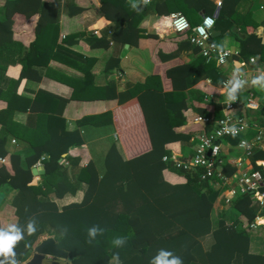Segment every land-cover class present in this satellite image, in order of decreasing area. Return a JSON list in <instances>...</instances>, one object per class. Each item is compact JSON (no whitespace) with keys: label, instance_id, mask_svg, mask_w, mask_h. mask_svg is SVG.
Wrapping results in <instances>:
<instances>
[{"label":"trees","instance_id":"trees-1","mask_svg":"<svg viewBox=\"0 0 264 264\" xmlns=\"http://www.w3.org/2000/svg\"><path fill=\"white\" fill-rule=\"evenodd\" d=\"M127 1L99 0L98 13L108 21H123L124 25L112 31L109 39L92 37L91 44L106 47L110 39L135 44L139 37L145 36L137 27L142 12L133 8L127 10ZM183 3L188 5L187 2ZM193 3H198V0ZM163 5L155 4L154 9L158 15L168 16L169 11L163 13L160 9ZM54 6L53 1L1 0L0 46L11 40L14 14L28 18L37 13L35 37L30 49L37 50L36 46L42 43L41 50L48 51L52 58H70L68 53H75L65 47L70 45L77 34L64 36L59 44H55L54 39L45 33L57 29L55 16L47 13ZM213 7L210 2L204 5V15H210ZM226 7L227 4L222 0L210 31V39L215 43L222 32L232 26L230 12ZM121 10L126 12L124 20L119 18ZM81 11V7L73 4L67 8L66 13L74 15ZM185 37L186 34L175 51L161 54V58L170 59L178 49L191 46ZM239 43L238 52L233 56L236 59H246L250 55L261 57L264 52V44L252 33L239 39ZM55 45L56 50L64 52H52ZM83 58L88 60L87 57ZM217 65L214 58L204 61L197 54L189 63L169 67L165 71L170 81V89L167 90L162 88L157 74L148 75L143 82L127 83L118 94L114 91V85H110L111 92L106 96L116 98L118 103L134 97L137 99L149 147L125 158L116 145L111 143L104 153V169L99 177L96 175L93 178V171L90 172L88 166L78 169L76 179L86 184L81 200L60 208L47 198V193L53 192L55 197H61L66 190L71 189L65 167L59 159L62 154H66L69 162L77 165L80 155L69 156L67 151L73 146H79L81 139L77 130L64 129L65 121L61 116L46 114L39 117L33 131V136L37 138L34 143L29 142L33 158L21 164L18 154L10 153L7 156L8 162L0 164V187L14 190L10 200L15 216L14 224L22 230L24 236L14 247L16 262L28 255L33 241L39 235L46 234L68 252L72 264H152L160 251L170 252L168 258L177 257L181 264H264V255H253L247 251L248 238L244 226L258 212L252 194H239L232 202V207L239 212L243 221L239 217L235 226H228L224 215L220 214L213 223L210 211L218 191L209 182L199 180L197 172L178 170L170 162L161 160L163 155L170 154L165 148L167 142L177 138L188 139L180 133L188 124L184 115L189 105L186 89L201 78L219 84L224 76L217 71ZM14 83L11 81L12 86ZM244 95L240 97L244 98ZM6 101L10 108L12 101ZM220 109L216 105L211 112H207L206 107L200 106L187 120L192 122L195 115L220 117ZM1 114L6 115L7 112ZM260 118L264 119V115ZM84 120H78L77 124H82ZM4 126L11 133L20 127L14 124L15 127L10 128L8 123ZM57 130H60L61 136L55 138ZM225 139L235 144L238 137L226 136ZM3 143L4 138H1L0 156L5 155V151L1 150ZM40 155H44V172L40 182L33 184L30 165ZM248 159L253 168L261 170L254 161L264 159V150L255 147ZM222 170L225 175H230L234 172V166L224 162ZM261 174L264 180L262 171ZM259 190L264 193V184L260 185ZM30 220L36 223V231L31 235L27 231ZM93 227L97 229L94 239L88 236V230ZM117 237L124 239L123 245L113 243ZM204 237L210 239L206 249L201 245ZM185 253L193 259H184ZM4 259L0 256V260Z\"/></svg>","mask_w":264,"mask_h":264},{"label":"crops","instance_id":"crops-1","mask_svg":"<svg viewBox=\"0 0 264 264\" xmlns=\"http://www.w3.org/2000/svg\"><path fill=\"white\" fill-rule=\"evenodd\" d=\"M44 1L55 3L54 8L48 10L47 13L55 16L57 26L56 30H48L45 33L54 39L55 44H59L60 40L65 38L64 36L77 34L70 45L65 48L77 55L87 57L88 60L75 54L71 55V53H68L70 58H59L60 60L52 58L48 51L41 50L42 43L36 46L37 50H31L30 44L35 37L34 27L38 14L34 13L28 18H24L21 14H14L11 40L4 46H0V113L7 112L6 115L1 114L0 116V139L4 138L1 150L5 151L3 157L6 158L2 163L8 162V154L16 153L20 158V163L24 164L33 158L29 142L34 143L37 138L33 136V131L36 129L35 125L39 117H44L46 114L59 115L65 121L66 131H78L81 144L67 151L69 156L80 155L78 164L72 165L66 158V154H62L59 159L65 167L71 189L66 190L61 197H55L53 192L47 193V198L60 208L68 203L81 200L86 184L76 179L78 169L88 166L90 172L93 171L92 177L96 175L99 177L104 169V153L111 143L116 145L125 158L149 147L137 99L134 97L118 103L116 98L106 96L111 92L110 85H114V91L118 94L124 90L127 83L143 82L148 75L157 74L162 88L170 89V81L165 75L166 69L189 63L198 54L194 47L184 46L178 49L174 57L161 58V54L177 49L184 34L174 33L168 26L167 15H158L154 5L164 4L160 6L163 13L165 11L180 12L191 25H194L205 14L203 8L209 2L214 5L210 15L215 18L222 0H198V3H193L197 0H169L168 4L167 0H150L147 6H144L140 0H128L127 10L132 9L133 4L143 10H140L142 13L137 27L145 36L139 37L135 44L110 39L106 47L91 44L92 37L109 39L110 33L123 26L124 23L103 18L98 13L99 0ZM183 2H187L188 5L185 6ZM223 3L227 4L226 9L228 8L230 12L229 19L232 26L229 30L222 32L216 44L238 51L239 39H244L249 33L257 36L261 44H264V0H223ZM73 4L81 7L82 11L68 15L66 10ZM124 17H126V12L121 10L119 18L124 20ZM237 33L243 35L238 36ZM52 52L62 54L64 51L56 50L55 45ZM233 56L228 59L227 63L217 65V71L224 77L232 67L246 71L255 69L264 71V52L261 57L250 55L246 59L241 57L236 59ZM204 61H206L205 58ZM247 77L248 82L240 90V94L242 95L245 90L253 93L258 103V109L253 113L262 117L264 115V90L252 86L249 79L250 73ZM11 81L15 82L13 86ZM226 94L227 89L220 88V83H210L208 78L198 79L186 89L189 105L184 115L188 124L180 133L188 139L177 138L167 142L165 148L170 154L187 156L191 153L194 137L202 127L201 124H194L187 119L195 114L200 106L206 107L207 112H211L216 105L221 107ZM8 99L12 101L10 108L7 106L6 100ZM83 118L86 120L82 124H77V121ZM7 123L10 128H14V124L20 127L12 130L14 133H11L4 126ZM58 136H61L60 130L55 133V138ZM235 144H230L226 139L222 140L221 154L226 162L239 155L234 148ZM41 156L44 157L40 155L31 163L30 170L32 167L42 166L44 172L42 163L44 159L39 161ZM257 160L263 161L264 159ZM243 161V165L246 166L249 160L244 159ZM43 172L35 175L31 173V183H39ZM234 172L227 175L231 179L227 184L209 182V185L218 191L210 211L213 223L220 214H223L225 224L235 226V221L240 217L239 212L232 207L235 197H231L228 202L224 201L225 194L229 195L227 191L233 185L231 181ZM8 189L6 186L0 187V228H7L15 222L13 208L10 205L14 190ZM240 219L243 221L242 217ZM248 224L244 226L248 238V253L264 255V214L257 218V225L254 228L248 227ZM43 236L41 234L33 241L31 249ZM209 242L210 239L204 237L201 240L202 247L206 249ZM183 258L193 259L186 253Z\"/></svg>","mask_w":264,"mask_h":264},{"label":"built area","instance_id":"built-area-1","mask_svg":"<svg viewBox=\"0 0 264 264\" xmlns=\"http://www.w3.org/2000/svg\"><path fill=\"white\" fill-rule=\"evenodd\" d=\"M219 4V2H217ZM183 18L186 27H178V22ZM206 18H214L211 15H202L199 22L190 25L186 17L180 12H172L167 16L168 26L173 32L186 34L188 43L196 49V52L205 58H214L218 65L227 63L228 59L237 54V50H231L222 46H218L210 39L211 27L205 25ZM203 27L205 34L201 35L199 29ZM250 61L252 59L250 58ZM248 73H250V81L253 77L264 73L263 70L239 69L232 67L220 82V88L227 89L230 87L228 83L232 79H240L248 82ZM243 85V86H244ZM244 98L237 93V99L231 103L227 102V96L222 101L221 116L213 117L212 115H195L192 123L201 124V129L194 137V144L191 153L187 156H175L173 154L163 155L162 161L170 162L172 166L178 170L197 172L201 181L215 182L216 184H227L231 180L223 173L222 166L226 160L221 157V143L226 136H233L232 130H236L238 140L234 148L239 152L235 158L228 159V162L235 167L233 174V183L224 196V201L228 202L231 197L239 194L250 193L257 202L258 212L248 227L254 228L257 225V218L264 214V193L259 190L260 185L264 184L261 171L264 173V160H255L254 164L260 166L261 170L252 167L250 161L243 165L244 159L249 160V156L254 148L264 149V119L256 118L253 114L258 109V103L253 97L250 90L244 91ZM250 133V135H249ZM219 140L216 143V140ZM192 140V138H191ZM44 157H40L41 162ZM6 160L0 156V163Z\"/></svg>","mask_w":264,"mask_h":264},{"label":"clouds","instance_id":"clouds-1","mask_svg":"<svg viewBox=\"0 0 264 264\" xmlns=\"http://www.w3.org/2000/svg\"><path fill=\"white\" fill-rule=\"evenodd\" d=\"M140 2L147 6L150 3V0H140ZM134 10L140 11L142 10L136 4L132 5ZM205 25L211 27L214 24V20L212 18H206L204 21ZM186 23L183 18L178 22V27L184 28L186 27ZM201 35L205 34V29L201 27L199 29ZM230 87L227 90V102L231 103L237 99V93L243 88L245 81L240 79H232L228 82ZM251 84L254 87H258L264 90V73L257 75L252 78ZM233 137L236 135V130H232ZM28 234L31 235L36 231V223L34 220H30L27 224ZM97 235V229L95 227L90 228L88 230V236L91 238H95ZM24 238L22 230L17 227L15 224H10L7 228H0V256H3L5 259L0 260V264H17L15 260V252L14 247L17 242L21 241ZM113 243L117 246L123 245L124 239L121 237H117L113 240ZM170 252L160 251V253L154 258L152 264H181V261L177 257H172Z\"/></svg>","mask_w":264,"mask_h":264},{"label":"water","instance_id":"water-1","mask_svg":"<svg viewBox=\"0 0 264 264\" xmlns=\"http://www.w3.org/2000/svg\"><path fill=\"white\" fill-rule=\"evenodd\" d=\"M237 35L242 36L243 34L237 33ZM215 142L218 143L219 140L217 139ZM30 171L35 175L42 173L43 169L42 166L32 167ZM18 264H72V257L66 250L58 246L52 236H45L33 245L29 255Z\"/></svg>","mask_w":264,"mask_h":264},{"label":"rangeland","instance_id":"rangeland-1","mask_svg":"<svg viewBox=\"0 0 264 264\" xmlns=\"http://www.w3.org/2000/svg\"><path fill=\"white\" fill-rule=\"evenodd\" d=\"M43 235L46 236V234H43ZM44 236H43V237H44Z\"/></svg>","mask_w":264,"mask_h":264}]
</instances>
